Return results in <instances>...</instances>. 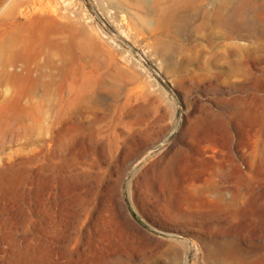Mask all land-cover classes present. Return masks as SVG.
<instances>
[{
	"label": "rangeland",
	"instance_id": "obj_1",
	"mask_svg": "<svg viewBox=\"0 0 264 264\" xmlns=\"http://www.w3.org/2000/svg\"><path fill=\"white\" fill-rule=\"evenodd\" d=\"M263 34L264 0H0V264H264Z\"/></svg>",
	"mask_w": 264,
	"mask_h": 264
},
{
	"label": "bare ground",
	"instance_id": "obj_2",
	"mask_svg": "<svg viewBox=\"0 0 264 264\" xmlns=\"http://www.w3.org/2000/svg\"><path fill=\"white\" fill-rule=\"evenodd\" d=\"M19 2H20V0H18ZM22 2V1H21ZM245 4V3H244ZM234 8V7H233ZM229 9V8H228ZM44 11L46 10V8L45 9H43ZM54 10V9H53ZM231 10V9H230ZM45 12H47V11H45ZM54 13H55V11H53ZM41 13V12H40ZM47 13H49V12H47ZM229 21H230V18L228 19V18H225V17H223V19H222V24H224V25H228L229 24ZM34 22H41V20H38V19H35V21ZM263 36H264V34H263ZM212 170V169H211Z\"/></svg>",
	"mask_w": 264,
	"mask_h": 264
}]
</instances>
